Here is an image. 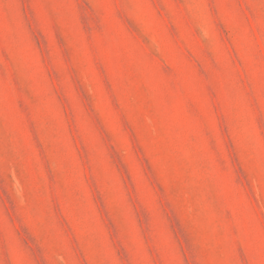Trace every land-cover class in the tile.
<instances>
[{"label": "rangeland", "instance_id": "rangeland-1", "mask_svg": "<svg viewBox=\"0 0 264 264\" xmlns=\"http://www.w3.org/2000/svg\"><path fill=\"white\" fill-rule=\"evenodd\" d=\"M0 264H264V0H0Z\"/></svg>", "mask_w": 264, "mask_h": 264}]
</instances>
